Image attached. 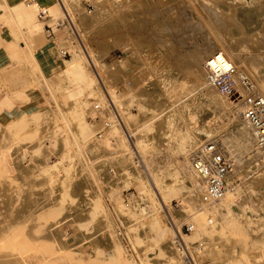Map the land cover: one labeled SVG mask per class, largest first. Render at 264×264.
I'll use <instances>...</instances> for the list:
<instances>
[{"label": "rangeland", "instance_id": "1", "mask_svg": "<svg viewBox=\"0 0 264 264\" xmlns=\"http://www.w3.org/2000/svg\"><path fill=\"white\" fill-rule=\"evenodd\" d=\"M33 1L36 2V0ZM33 1L3 0L4 3L0 2V11L2 12H0V34L11 38L8 43L1 46L7 56L5 61L9 62V67L0 71V124L7 123L11 112L17 119L22 121L27 119V123H24L14 134L20 137L22 135L21 139L24 141H32V139L41 141L36 150H40L42 147L40 138L42 132H40V122L35 123L31 119L40 118L42 102L50 88L55 90L59 99L68 95L66 101L69 108L66 107L64 117L69 119L72 117L69 97L74 96L75 99V96L83 95L82 87L85 84V79L93 82L92 86L96 87L97 93L103 95L105 102V92H110L111 88H115L119 95H124L127 92L126 84H124L127 80L132 83L129 85L130 87H135L140 80H143L145 83L148 82L146 87L148 90L127 96L125 101L127 110L135 114L134 105L140 100V103L147 104L149 113H153L169 102V99H165L166 92L176 75L192 71L190 64L192 61L190 60L193 59L194 54L197 55V52L204 51L207 53L205 55L207 58L213 50L212 30L207 24L213 7L218 2L221 3L223 6L220 8L216 6V8L219 13L222 11L221 16L230 20L233 10L240 4L247 7H251L252 4V0H109V5L96 6L92 0H67L69 3L67 8L62 0L61 3L65 4L68 9L65 11L58 0H39L43 4H41L42 7L49 11L51 15L49 23L54 27V34L48 37L45 33V22L38 18L39 11ZM112 6L118 9L116 21H114L115 13L113 14ZM148 9L153 16L151 14L146 19ZM84 10L92 15L85 18L82 15ZM156 15L159 17L158 20L155 19ZM59 21L61 24L57 26ZM163 25L168 26L171 33L169 31L170 35L167 34V38L162 40L160 37L156 38V31ZM216 25L218 28L221 27L219 23ZM2 29L3 32H1ZM221 29L226 30L227 27ZM161 30L158 31V36H160ZM253 35V41L250 39L239 42L240 50L246 63H254V65H250V67L255 66L251 72L259 71L260 76L264 77V67L262 66V63L264 64V25H258ZM223 37L226 38V35L223 34ZM232 38L236 42L239 41L236 37ZM126 40L131 44L132 52L125 58L124 51L117 45L118 43L122 45ZM30 47L31 50L27 51ZM53 47L57 51L52 52ZM84 53L89 56L86 58ZM254 55L257 56L253 57ZM74 56L81 60L83 69L81 76L75 74L71 64L66 62V60H72ZM205 58L202 64H204ZM159 67L164 68L161 69L163 72L160 74L154 71ZM166 72L169 74L167 75ZM246 72L248 71L246 70ZM192 74L193 72L190 76ZM241 75L246 76L252 85H256L251 73ZM192 76L191 78H193ZM159 77L160 83L158 82ZM238 79L242 85L241 88L247 90L243 80ZM153 88L159 92L158 96L151 95ZM255 92L261 95L257 87ZM95 95L96 92L90 97L91 104L98 100ZM226 96L228 97V95ZM15 105L20 106L16 109ZM110 114L114 113L110 112ZM177 117L179 118L177 122L179 128L175 140L180 143V147L184 146V149L190 143V138L182 130L180 115ZM62 120L56 122L55 128L64 122ZM86 120H91L90 122L93 123L98 121L97 116L90 114ZM112 125H105L106 128H102L103 130L101 129L100 132L89 129L85 131L93 140H98L102 152H117V141H112L104 135L106 129L111 128ZM234 131L235 128L232 126L222 133L228 140V145L233 142L230 135ZM55 135L53 134L45 141L51 140L52 142L49 143L58 146L59 142ZM100 135L103 136L98 138ZM137 148L139 151L145 149L154 151L150 144L139 145ZM195 148L197 147L188 150L191 151L190 155ZM72 150L78 149L69 145L65 140L52 153V159L58 157L57 152L59 151L70 152ZM175 150V153L178 154L179 150ZM236 152V169L231 175L232 187L227 193L231 197V204L225 207L224 211L215 210L214 214L197 211V208H193L189 202L181 199L178 191L165 196V199L163 198L174 209L183 208L185 211L188 218L181 222L179 231L193 246L200 244L201 232L208 231L205 233L208 234L211 241L209 253L205 258L196 257L194 263L184 257L182 258L184 264H214L216 256H219L216 254L218 247H221L223 264H264L255 257L257 252L264 254V161L260 160L257 154L246 150L242 151L239 147H236ZM2 173V169H0V197L10 199L7 205L15 209L6 211L4 214H14L18 217L11 219L13 222L3 225L4 232L0 233V264H23V261L34 264H138V261L141 264H167L165 252L160 243L161 230L154 226L146 229L145 225H142L145 220L151 218L148 208L155 203L160 204V200L162 201L155 194L149 203L141 204L139 208L130 211L128 218H124L127 221H133V224L126 223L124 226L121 221H118L125 228L130 244L135 246V249L143 248L138 251L140 255L138 260L135 259L132 263L125 261L118 249H116L117 255L104 256L103 248L97 252L90 250V256L86 260L71 249L59 248L57 243L51 240L48 232L52 225L66 214V208L77 203V197L66 189V183L70 179L68 172L66 171L68 180H64L61 192L54 196L55 199L49 206L40 211V216L36 220L39 222L32 228L34 230L27 228L26 230L24 226L22 227L19 215L22 214L24 207H32L36 203L35 200L41 201L44 199V195L20 194L23 187L19 185V182L14 180L9 182V185H5ZM71 187L75 188L73 182ZM18 192L19 194H17ZM137 195L136 187L129 183H125L122 187L111 188L109 193L105 194L111 200V209L117 200L130 206L133 205L132 201ZM17 198L19 199V201L17 200L18 204L16 203ZM14 203L16 206H13ZM103 204V199L94 200L91 214L102 210ZM21 207L22 210H19L18 208ZM114 210L112 211L114 212ZM207 217H213L214 223H209ZM89 220L88 217L84 224L88 225ZM189 224L193 225L192 231L186 230V226ZM165 226L175 236L177 246L182 248L180 238L176 237V225L175 227L174 225ZM64 228L70 234L73 232L66 224ZM8 232L10 233L8 234Z\"/></svg>", "mask_w": 264, "mask_h": 264}, {"label": "bare ground", "instance_id": "2", "mask_svg": "<svg viewBox=\"0 0 264 264\" xmlns=\"http://www.w3.org/2000/svg\"><path fill=\"white\" fill-rule=\"evenodd\" d=\"M92 1L96 6L109 5V0ZM58 2L65 11L68 10L69 3L67 0H64L67 8L65 4L61 3L62 0H58ZM216 6L220 8L223 5L218 2ZM216 6L211 10V17L207 22L212 30L211 44L213 50H211L210 55L221 52L231 61L236 68L234 74L236 87L242 95H246L247 90L241 88L242 85L238 78H240V74L251 73L256 83V85L253 84V90L255 91L257 87L262 96L259 95L264 99V77L260 76L259 71L257 73H254L255 71L251 72V69L255 66L250 67V65H254V63H246L240 50V41L250 39L253 41L256 27L261 24L264 25V0H252L251 7L240 4L233 10V14L231 13L232 19H229L232 21L225 16H221L222 11L219 13ZM112 7L114 9L113 14L115 13L114 21H116L118 19V9ZM151 14L152 12L148 9L146 12L147 18H145L148 19ZM82 15L88 18L92 13L84 10ZM158 18V15H156L155 19L158 20ZM261 19L263 20L261 21ZM216 23H219L221 27L218 28ZM167 27L163 25V27L157 29L156 38L160 37L162 40L167 38V34L171 33ZM224 27H227V29L222 30L221 28ZM160 29L162 30L160 36H158ZM223 34L226 35V38L223 37ZM227 36L236 37L239 41L237 39L238 42H236L234 38L231 37L232 40ZM117 46L124 51L125 58L132 52V46L128 40L124 41L122 45L118 43ZM214 47H216V50H214ZM30 50L31 47L27 49V51ZM51 50L52 52L57 51L55 47ZM197 53V55L194 54L193 59L190 57L192 60L189 59L192 61V63L189 62L192 71H189V73H185L187 72L185 71V74L178 73L176 75L166 92L165 99H169V102L153 113H149L147 104L140 103V100L134 105L136 108L135 114L127 110L125 103L127 96L148 90L146 88L148 82L145 83L143 80H140L135 87H130L129 85H132V83L127 80L124 83L127 91L124 95H119L115 88H111L110 92H105V102L103 95L97 93L96 87L92 86L93 82L85 79V84L82 87L83 95H80L81 97L75 96L76 101L74 96L69 97L71 99L70 112L72 114L69 119L64 117L66 107L69 108L66 101L68 95L59 99L55 94V90L50 88L48 95L42 102L40 118L31 119L35 123L40 122V132H42L40 134L42 140L40 150H36V147L41 141H33V139L32 141H24L21 139L22 135L20 137L14 134L24 123H27V119L23 121L17 119L11 112L7 123L0 124V158L2 165H0V169H2L4 176L2 180L5 185L17 180L19 185L23 187L20 194L44 195V199L41 201L36 199V203L32 207L23 208L22 214L19 215L20 225L30 230L39 222V220L37 222L36 220L40 216V211L54 201V196L62 190L61 186L64 185V180H68L67 171L70 179L66 183V189L77 197V203L68 206L66 214L48 230L51 240H54L59 248L71 249L86 260L90 256V250L97 252L103 248L104 256H114L117 255L116 249H118L125 261L134 262L135 259L140 257L138 251L143 248L135 249V246L130 244L122 225L125 226L126 223L128 225L133 224V221H127L124 218H128L130 211L139 208L141 204L149 203L151 197L155 194L162 201L160 200V204L155 203V205L148 208L151 218L145 220L142 225H145L146 229L154 226L161 230L160 243L165 252L166 263L184 264L182 259L184 257L189 258L190 262L193 263L196 257L205 258L211 245L208 234L205 233L208 231L201 232L200 244L193 246L187 238H184L185 235L179 231L181 222L188 218L185 211L183 208L174 209L163 198L165 199V196L178 191L181 199L189 202L193 208H197V211L210 214H214L215 210L224 211L225 207L231 204L230 195H227V192L219 200H213L207 196L205 186L200 183L192 167L191 156L193 151L209 141H217L226 154L232 158L234 171L237 162L236 147H239L242 151L246 150L257 154L258 158L263 161L264 147L257 146L254 130L244 118V112L249 107L248 103L230 99L224 91L216 87L206 67V60L210 55L205 58L206 52L199 51ZM84 55L86 58L89 56L87 53H84ZM255 56L257 55L253 57ZM204 58L205 62L202 64ZM66 62L71 64L75 74L80 76L83 74L81 60L78 57L74 56L72 60H66ZM103 66L106 68L105 65ZM262 66L264 67L263 63ZM161 69L164 68L159 67L154 71L160 74L163 72ZM191 72H193V76L191 75L193 78L190 76ZM166 74L168 75L169 72H166ZM158 82H161L160 77ZM154 89L151 95L158 96L159 92ZM95 92L98 100L97 102L93 101L91 104L90 97ZM19 106L15 105V108L17 109ZM110 112L114 114H110ZM89 114L97 116L98 121L94 123L90 122L91 120L87 121ZM177 115H180V119H182V130L190 138V143L184 149V146L180 147V143L175 140L179 128L177 127L179 121ZM61 119L64 122H61L58 125L59 127L55 128L54 125ZM105 125H112L111 128L106 129L104 135L112 141H117V152H102L98 140H93L85 132L87 129L95 132L99 130L100 132L102 128H106ZM232 126L235 128L233 134L230 135L233 142L228 145L229 142L222 133ZM53 134H56L55 136L59 142L58 146L49 143L52 142L51 140L49 142L45 141ZM102 136L100 135L98 138ZM29 138H31L30 135ZM29 138L28 140H31ZM65 140L78 150L59 151L57 152L58 157L52 159V153ZM143 144L152 145L154 151L147 149L139 151L137 146ZM193 147L197 148L190 155L189 152L191 151L188 150ZM175 149L179 150H177L178 154L175 153ZM66 160H68V163H66ZM257 166L260 167V165ZM72 182L75 188L71 187ZM125 183H129L137 189L138 195L132 201L133 205L130 206L121 200H117L111 209V200L105 194L109 193V189L122 187ZM96 199H103L104 204L102 210L91 214L94 207L93 201ZM8 200L10 199L0 197V233L4 232L3 225L13 222L11 219L18 217L14 214H4L6 211L15 210L14 207L7 205ZM17 200L19 201V199H16V203ZM16 203L13 206H16ZM18 209L22 210V207ZM201 212L199 213L200 216L202 215ZM43 217L45 218V214ZM88 217L90 223L85 225L84 221ZM116 220L118 224V221H121L122 225H118ZM207 221L214 223V218L207 217ZM65 224L72 229L71 234L64 228ZM165 225H174V227L176 225V237H179V234L182 235L180 239L182 248L177 246L175 236L166 229ZM25 229L24 231L27 230ZM220 251L221 247H218L216 254L219 256H216L214 264H223V256ZM255 257L259 258L261 263H264L263 253L257 252ZM23 264L34 263L23 261ZM138 264H141V262L138 261Z\"/></svg>", "mask_w": 264, "mask_h": 264}, {"label": "built area", "instance_id": "3", "mask_svg": "<svg viewBox=\"0 0 264 264\" xmlns=\"http://www.w3.org/2000/svg\"><path fill=\"white\" fill-rule=\"evenodd\" d=\"M34 4L38 8L41 20L51 19L46 8L40 6L38 2ZM60 24L59 21L57 26ZM45 33L48 37L54 34V27L49 22L45 24ZM206 67L216 87L224 91L231 99L248 103L249 107L244 112V118L254 130L257 146L264 147V99L252 89L251 81L240 74L247 88L246 95H242L234 79L236 68L221 52L210 55L206 60ZM191 160L192 167L200 183L205 186L209 198L219 200L231 189L229 177L234 163L219 142L213 140L201 145L193 151ZM192 229V224L186 226V230L192 231ZM181 237L182 235L179 234L180 239Z\"/></svg>", "mask_w": 264, "mask_h": 264}, {"label": "crops", "instance_id": "4", "mask_svg": "<svg viewBox=\"0 0 264 264\" xmlns=\"http://www.w3.org/2000/svg\"><path fill=\"white\" fill-rule=\"evenodd\" d=\"M3 2V0H0V2ZM8 1H11V0H8ZM1 2V3H2ZM36 2H38L39 4H40V6H42L43 4L41 3V1H39V0H36ZM4 3V2H3ZM42 4V5H41ZM1 12V11H0ZM2 13V12H1ZM51 16V15H50ZM38 18H39V14H38ZM40 19V18H39ZM41 20V19H40ZM50 20V19H49ZM49 20H46V21H43V20H41V21H43V22H45V24L46 23H48L49 22ZM45 24H44V26H45ZM1 28H4V27H1ZM1 32H3V29L1 30ZM7 37V36H6ZM6 37H4L3 36V34H0V71H2V70H4V69H7L8 67H9V62L8 61H5V59H7V56H5V52H4V50H2L3 49V47H1V46H3L4 45V43H8L10 40H11V38H10V36H8L7 38Z\"/></svg>", "mask_w": 264, "mask_h": 264}]
</instances>
